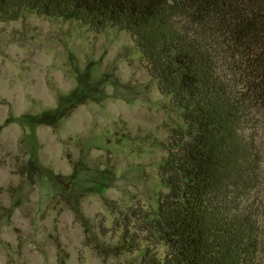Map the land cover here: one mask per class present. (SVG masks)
Listing matches in <instances>:
<instances>
[{
	"label": "rangeland",
	"instance_id": "374dc122",
	"mask_svg": "<svg viewBox=\"0 0 264 264\" xmlns=\"http://www.w3.org/2000/svg\"><path fill=\"white\" fill-rule=\"evenodd\" d=\"M183 126L127 30L37 11L0 21V264H142L126 215L157 211Z\"/></svg>",
	"mask_w": 264,
	"mask_h": 264
},
{
	"label": "trees",
	"instance_id": "16d2710c",
	"mask_svg": "<svg viewBox=\"0 0 264 264\" xmlns=\"http://www.w3.org/2000/svg\"><path fill=\"white\" fill-rule=\"evenodd\" d=\"M27 11L127 30L183 110L157 211L126 215L142 264H264V0H0V21Z\"/></svg>",
	"mask_w": 264,
	"mask_h": 264
}]
</instances>
